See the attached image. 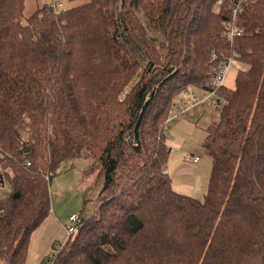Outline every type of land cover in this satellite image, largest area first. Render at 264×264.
I'll list each match as a JSON object with an SVG mask.
<instances>
[{"label":"trees","instance_id":"1","mask_svg":"<svg viewBox=\"0 0 264 264\" xmlns=\"http://www.w3.org/2000/svg\"><path fill=\"white\" fill-rule=\"evenodd\" d=\"M27 1L0 0V264H26L51 180L79 157L103 202L55 264H264V0H82L26 17ZM213 54L248 69L216 91L200 200L173 187L165 127L184 89L212 90Z\"/></svg>","mask_w":264,"mask_h":264},{"label":"rangeland","instance_id":"2","mask_svg":"<svg viewBox=\"0 0 264 264\" xmlns=\"http://www.w3.org/2000/svg\"><path fill=\"white\" fill-rule=\"evenodd\" d=\"M55 3H62L61 9H66L81 4L82 0H28L25 15L28 17L36 10ZM246 69H248V65L245 63L232 60L222 85L227 88H234L238 72ZM182 94L177 99V104L180 105L186 101L188 94L195 96L199 103L184 114L177 113V106L172 110L171 117L165 127L168 144L172 149L168 169L171 172L180 169L182 162L184 163L188 157L187 154L199 155L202 158V168L198 174L197 191L194 192L185 186L174 189L180 193L199 197L202 200L208 187L206 170L209 168V172L211 170L210 166L206 167L205 170V165L207 166V162L208 165L211 163V158L205 150L204 142L208 136L209 125L213 120L218 119L220 107L213 106L209 102H202L204 95H209L210 99L216 100L217 96L214 93L198 90L193 94L189 88L184 89ZM102 188L103 179L100 176V169L90 158L79 157L64 163L61 172L52 178L50 184L53 215L62 225L67 227L72 223L70 221L72 214H83L85 217L96 214L103 202ZM10 190L8 183L4 187H0V197L7 196ZM44 229H46L45 233L49 231L47 227Z\"/></svg>","mask_w":264,"mask_h":264},{"label":"crops","instance_id":"3","mask_svg":"<svg viewBox=\"0 0 264 264\" xmlns=\"http://www.w3.org/2000/svg\"><path fill=\"white\" fill-rule=\"evenodd\" d=\"M191 155L199 156L193 153H191L190 155L187 154L188 157H186L184 163L182 162L181 164L182 167L180 169L173 170L171 172L167 167V170L168 172L170 171L169 174L172 178V184L174 188L185 186L187 188H190V190H193L194 192H196L197 191L196 188L198 187V184H197V179L199 176L198 174L202 168V158H200L197 163H194L189 158V156ZM209 166L212 168V161L209 165L207 162V166L205 165V170H206V167H209ZM209 169L206 170L208 173V177L206 178L208 182H209L210 173H211V170L209 172ZM207 186H208V183H207ZM186 195L193 196L191 194H186ZM46 227L49 229V231L45 233L46 229L44 228ZM66 239H67L66 226L62 225L59 222V220L55 218L53 213H51V215L47 218V220L32 235L31 243L29 247V254H28L26 264H42L43 260L48 255H50L51 252L53 251V247L55 245L57 246L65 242Z\"/></svg>","mask_w":264,"mask_h":264},{"label":"built area","instance_id":"4","mask_svg":"<svg viewBox=\"0 0 264 264\" xmlns=\"http://www.w3.org/2000/svg\"><path fill=\"white\" fill-rule=\"evenodd\" d=\"M52 6H53V9L55 11H59V9L61 10V8L63 7L62 3H59V4L55 3ZM239 9H241V6L235 7L234 12H233V14H234L233 19H230L224 23V27L226 29L227 37L231 41H233L235 38L241 36L243 33V30L241 28H239L235 22V16H236V13L238 12ZM212 61L215 63L213 66V76H212V78L208 84L212 90L207 91V92L214 93L216 95L217 94L216 91H217L218 87L222 86V83H223V80L227 74V71L229 70V68L231 66L232 59L230 58L227 60H220L219 61L217 55L213 54ZM202 102H209L213 106H219L218 105L219 104L218 103V97L216 100H212V99H210L209 95H204ZM198 103L199 102L196 100L195 96L193 97L192 95L188 94L186 101H184L182 103V105H180L178 108H176L177 113H179V114L183 113L184 114L187 111H189L191 108L196 106ZM189 158L194 163H197L200 159L199 156H192V155L189 156ZM70 221L72 222L71 225L66 227L67 238L69 236H71L76 231L77 227L81 223V217L78 214H72L70 216ZM66 240H65V242H66ZM65 242L58 245V247H57L58 250H55L54 254H51L50 257L48 258V260L44 264H55L57 252H59L62 249Z\"/></svg>","mask_w":264,"mask_h":264}]
</instances>
